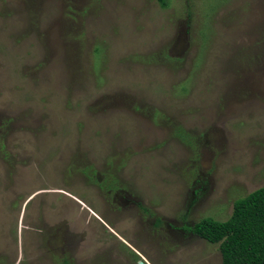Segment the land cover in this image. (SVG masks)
<instances>
[{
  "label": "rangeland",
  "instance_id": "374dc122",
  "mask_svg": "<svg viewBox=\"0 0 264 264\" xmlns=\"http://www.w3.org/2000/svg\"><path fill=\"white\" fill-rule=\"evenodd\" d=\"M263 185L264 0H0V264H220Z\"/></svg>",
  "mask_w": 264,
  "mask_h": 264
},
{
  "label": "trees",
  "instance_id": "16d2710c",
  "mask_svg": "<svg viewBox=\"0 0 264 264\" xmlns=\"http://www.w3.org/2000/svg\"><path fill=\"white\" fill-rule=\"evenodd\" d=\"M188 231L217 245L220 264H264V185L234 200L226 220L202 218Z\"/></svg>",
  "mask_w": 264,
  "mask_h": 264
}]
</instances>
